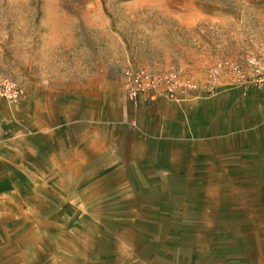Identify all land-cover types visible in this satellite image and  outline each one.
Instances as JSON below:
<instances>
[{
	"label": "rangeland",
	"instance_id": "1",
	"mask_svg": "<svg viewBox=\"0 0 264 264\" xmlns=\"http://www.w3.org/2000/svg\"><path fill=\"white\" fill-rule=\"evenodd\" d=\"M252 54L264 0H0V75L24 88L0 98V264H264V124L231 123L228 149L177 132L196 96L221 107L256 86L162 97L150 137L124 78L132 65L203 85Z\"/></svg>",
	"mask_w": 264,
	"mask_h": 264
},
{
	"label": "crops",
	"instance_id": "2",
	"mask_svg": "<svg viewBox=\"0 0 264 264\" xmlns=\"http://www.w3.org/2000/svg\"><path fill=\"white\" fill-rule=\"evenodd\" d=\"M231 92L229 95L222 96L221 107L207 106L206 109L205 105H202L205 102L202 100V94L196 96L195 100L199 102V105L193 113L191 126L181 123L177 129L179 135H182L181 138H188L191 144H202L206 141L210 146L216 138L220 140L222 146L225 145L228 149L231 123H234V127L237 124L241 129L263 128L264 88L251 87L245 92L241 90ZM162 99V96L154 99L147 94L134 103L135 112L138 114L135 118L138 119L133 120V124L139 123L141 128L138 131L141 134L150 137L162 136V126L160 121H156L165 116L164 107L161 106ZM196 153V159H198L206 157L208 151H197Z\"/></svg>",
	"mask_w": 264,
	"mask_h": 264
},
{
	"label": "built area",
	"instance_id": "3",
	"mask_svg": "<svg viewBox=\"0 0 264 264\" xmlns=\"http://www.w3.org/2000/svg\"><path fill=\"white\" fill-rule=\"evenodd\" d=\"M246 61L249 69L232 61H221L212 65L208 69L207 79L203 85L177 70L151 71L144 67L129 65L124 71L127 96L135 103L147 94L154 99L162 96L171 101H182L202 86L211 94H215L218 85L225 78L226 89L264 87V54L249 55ZM23 96L24 88L19 82L9 76L0 75V98L18 102Z\"/></svg>",
	"mask_w": 264,
	"mask_h": 264
}]
</instances>
